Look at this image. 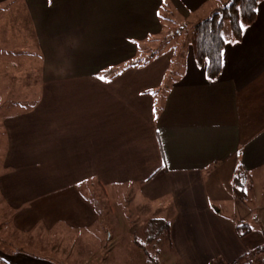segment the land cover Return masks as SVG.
I'll return each instance as SVG.
<instances>
[{
    "label": "crops",
    "instance_id": "obj_1",
    "mask_svg": "<svg viewBox=\"0 0 264 264\" xmlns=\"http://www.w3.org/2000/svg\"><path fill=\"white\" fill-rule=\"evenodd\" d=\"M229 1L23 0L44 71L38 104L1 123L0 200L15 236L0 238V264H66L58 246L99 222L78 188L89 181L136 184L150 204L171 207L183 264L251 261L258 245H248L264 239L245 244L236 228L264 207L238 200L234 178L241 169L256 188L264 181V3L225 46L214 82L189 45L187 72L167 90L170 51L139 57L164 23L179 36ZM123 62L132 65L99 77ZM45 238L51 245L38 248Z\"/></svg>",
    "mask_w": 264,
    "mask_h": 264
},
{
    "label": "rangeland",
    "instance_id": "obj_2",
    "mask_svg": "<svg viewBox=\"0 0 264 264\" xmlns=\"http://www.w3.org/2000/svg\"><path fill=\"white\" fill-rule=\"evenodd\" d=\"M164 25L167 26L165 32H171L170 36L165 37L164 32L160 36V44L148 43V48H152V51L145 57L150 61L151 56L170 51V68L162 84L163 89L167 90L173 83L181 81L187 72L183 56L188 48L191 28L186 25L187 28H182L179 36L173 37L171 35L176 30L169 23ZM223 38L225 41L231 38L228 24L224 25ZM127 65L132 64L123 62L113 65L110 69L114 71L112 74L108 73L109 76H114V72H119ZM43 71L44 56L23 0L0 3V163L6 148L1 123L5 118L31 111L38 104ZM101 74L98 75L100 78L106 75ZM157 94L153 95L155 101ZM255 184L256 182L249 181L250 188L246 191L249 198L246 201H249V207L259 209L264 207V181L260 183L261 188H256ZM78 188L96 210L99 222L84 235H67L68 244L57 245L64 248L63 252L67 255V259H63L64 263L183 264L173 245L171 222L175 212L171 207L150 204L136 184L100 188L95 181H89ZM261 216L264 217V212L259 210L244 222V226L249 229L248 235L242 238L245 244L253 238H259L262 243L264 218L261 219ZM10 235L15 236L10 228V215L0 200V238L8 240ZM60 240L58 236L53 239L54 243ZM48 241V238L39 239L36 244L38 248H48L51 245ZM248 247H256L252 254L264 260V244H252Z\"/></svg>",
    "mask_w": 264,
    "mask_h": 264
},
{
    "label": "trees",
    "instance_id": "obj_3",
    "mask_svg": "<svg viewBox=\"0 0 264 264\" xmlns=\"http://www.w3.org/2000/svg\"><path fill=\"white\" fill-rule=\"evenodd\" d=\"M257 4V0H230L213 11L209 17L197 21L191 27L187 43L196 65L204 68L209 82L216 81L221 73L220 52L224 51L229 41L238 42L241 39L243 31L241 24L246 28L255 22ZM225 24L229 25L231 38L228 41L223 38ZM145 55L148 56L143 50L139 52V57L146 59ZM112 71L114 70H108L105 77H112L109 76ZM248 187L249 178L244 171L238 169L234 178L235 196L238 200L242 201L245 198ZM236 231L241 239L249 233L248 227L244 225L237 226ZM252 257L258 259L256 254ZM261 261L264 262V260Z\"/></svg>",
    "mask_w": 264,
    "mask_h": 264
},
{
    "label": "built area",
    "instance_id": "obj_4",
    "mask_svg": "<svg viewBox=\"0 0 264 264\" xmlns=\"http://www.w3.org/2000/svg\"><path fill=\"white\" fill-rule=\"evenodd\" d=\"M211 264H239V263L237 261H234V262L216 261V262H213ZM248 264H264V262H262L259 259H255L252 257L251 261Z\"/></svg>",
    "mask_w": 264,
    "mask_h": 264
},
{
    "label": "snow or ice",
    "instance_id": "obj_5",
    "mask_svg": "<svg viewBox=\"0 0 264 264\" xmlns=\"http://www.w3.org/2000/svg\"><path fill=\"white\" fill-rule=\"evenodd\" d=\"M257 2H258V3H264V0H257ZM243 29H244V25L241 24V30H243ZM219 55H220V57H221V61H220V62L223 63L224 52L221 51ZM205 59H207V58H205Z\"/></svg>",
    "mask_w": 264,
    "mask_h": 264
}]
</instances>
